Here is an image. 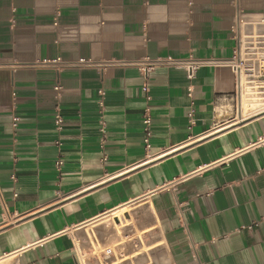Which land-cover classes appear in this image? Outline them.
<instances>
[{"label":"crops","instance_id":"crops-1","mask_svg":"<svg viewBox=\"0 0 264 264\" xmlns=\"http://www.w3.org/2000/svg\"><path fill=\"white\" fill-rule=\"evenodd\" d=\"M238 18L262 36L264 0H0V262L264 264V113L242 117ZM192 57L215 65L137 68Z\"/></svg>","mask_w":264,"mask_h":264},{"label":"built area","instance_id":"built-area-1","mask_svg":"<svg viewBox=\"0 0 264 264\" xmlns=\"http://www.w3.org/2000/svg\"><path fill=\"white\" fill-rule=\"evenodd\" d=\"M242 25H245V22L241 18H238L236 24L231 29L232 33L235 34L237 46L234 50V56L230 61V67L233 73L240 79V82L244 73H246V76L248 77L261 79V82H264V34L256 38L242 36L238 34L239 28ZM57 61L60 60H56L55 62ZM162 65L170 66L178 70H183L187 77L192 80L193 78H195L200 68L208 65H215V62L212 60H199L193 57L186 60H174L173 58H158L155 60H151L150 58H146L144 59V61L137 64V68L145 81H147L150 78L151 74L156 70V68ZM144 90L147 91V87H144ZM188 93L189 96H192V88H188ZM98 97V105L100 107V111L103 112L105 109L104 90L98 91ZM147 99L150 100V97L148 96ZM189 117L191 119L189 128L192 129V127L195 125L193 114H190ZM56 124L59 126V128H61L62 119L57 118ZM152 125L153 121L151 117V109L150 107H147L143 116V126L145 133L144 149L148 161L151 159V156H149V152L152 147ZM56 166L62 167L63 162L57 161ZM12 179L15 180L16 178L12 177Z\"/></svg>","mask_w":264,"mask_h":264},{"label":"rangeland","instance_id":"rangeland-1","mask_svg":"<svg viewBox=\"0 0 264 264\" xmlns=\"http://www.w3.org/2000/svg\"><path fill=\"white\" fill-rule=\"evenodd\" d=\"M261 81H262L261 79H256L246 76V73H244L241 78L240 99L243 109L242 111L243 119L256 115L264 110V88L260 87L264 82ZM254 86H256V88ZM239 118H240L239 116L235 115L234 117L235 122H239L240 121ZM0 264H13V263L6 261V262H0Z\"/></svg>","mask_w":264,"mask_h":264},{"label":"bare ground","instance_id":"bare-ground-1","mask_svg":"<svg viewBox=\"0 0 264 264\" xmlns=\"http://www.w3.org/2000/svg\"><path fill=\"white\" fill-rule=\"evenodd\" d=\"M254 87L256 88V86H254ZM260 87H263V88H264V83H263L262 86H260ZM260 87H259V88H260ZM257 88H258V87H257ZM260 92H263V91H260ZM261 111H262V110H261ZM263 113H264V110H263L262 112L258 113V114H263ZM258 114H257V115H258ZM248 118H250V117H248ZM243 120H246V119H243Z\"/></svg>","mask_w":264,"mask_h":264}]
</instances>
